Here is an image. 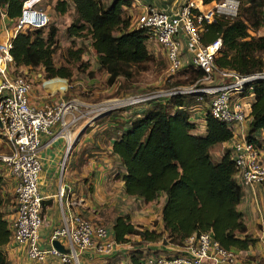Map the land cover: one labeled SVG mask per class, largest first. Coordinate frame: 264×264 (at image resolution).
Instances as JSON below:
<instances>
[{
	"label": "trees",
	"instance_id": "16d2710c",
	"mask_svg": "<svg viewBox=\"0 0 264 264\" xmlns=\"http://www.w3.org/2000/svg\"><path fill=\"white\" fill-rule=\"evenodd\" d=\"M22 2L0 0V9L12 19L11 27ZM70 2L74 16L65 31L69 35L87 31L89 45L98 64L107 71L109 83L116 75L127 73L130 64L151 58L146 31L130 26L125 9L130 0H111L108 4L102 0ZM66 7L67 0H55L53 4L58 13H63ZM261 21H264V0H241L234 17L215 16L204 25L201 41L220 38L221 45L214 56L217 66L239 73L252 72L264 67L259 54L264 50V35L251 32ZM54 35L53 26L45 36L41 27L17 31L9 48L14 71L18 72V66H41L46 77H67L69 70L52 61ZM183 68L190 71V81L201 75L199 69L189 65ZM249 84L253 95L244 137L260 147L264 141V79ZM197 97L194 92L162 96L137 107L139 110L131 113L124 124L119 122L115 126L119 132L114 135L111 152L124 167L123 190L145 201L164 194L160 208L162 230L149 229L132 223L127 215H117L111 225L115 242L126 240V234L157 240L165 233L167 241L180 245L189 234L205 230L225 248L243 249L254 241L248 233L237 235L245 231V226L236 208L242 192L233 175L230 148H225L216 160L208 151L214 144L230 139L233 130L205 111L203 132H193L195 122L190 119V112ZM8 239L9 227L0 212V264H6L1 245ZM141 255V250L129 251L128 264H141Z\"/></svg>",
	"mask_w": 264,
	"mask_h": 264
},
{
	"label": "built area",
	"instance_id": "2783aa9c",
	"mask_svg": "<svg viewBox=\"0 0 264 264\" xmlns=\"http://www.w3.org/2000/svg\"><path fill=\"white\" fill-rule=\"evenodd\" d=\"M28 1L23 0L12 33L0 36V136L7 146V151L0 154V161L14 178L15 215L9 224V239L21 246L28 258L40 260L46 254H52L62 264H79V255L83 250L109 253L115 241L106 237L103 225L95 224L62 206L61 194L58 193L60 225L49 233V246H39V206L42 198L37 186L40 171L38 151L41 147L39 135L41 132L51 133L52 126H56L52 136L64 139L59 160L61 170L71 143L68 130L79 116L93 114L94 118L118 103L108 100L94 106L73 96L40 104L29 100L30 79L27 73L14 71L9 52L11 38L19 30L45 26L49 17L45 10L34 7ZM238 4L239 0H180L178 5L168 10L148 6L136 12L126 10V14L131 27L146 31V42L156 46V51H150L163 55L169 74L188 65L201 71L194 86L172 87L165 91L164 96L182 92H194L198 94L197 98L202 94L207 96L204 112L224 121L233 130L228 146L234 166L233 175L241 186H249L264 184V161L259 147L245 139L242 127L248 121L253 95L249 83L264 79V67L248 73L219 67L214 63V56L221 45L220 38L207 43L201 41L204 25L213 21L215 16L234 17ZM126 99L128 103L137 100L136 97ZM79 107L83 108L82 112H79ZM54 239L61 243L63 250L52 246ZM176 246V252L142 254L141 264H209V261L210 264H235L237 261L234 250L221 246L209 230L191 233Z\"/></svg>",
	"mask_w": 264,
	"mask_h": 264
},
{
	"label": "crops",
	"instance_id": "0c3cea01",
	"mask_svg": "<svg viewBox=\"0 0 264 264\" xmlns=\"http://www.w3.org/2000/svg\"><path fill=\"white\" fill-rule=\"evenodd\" d=\"M102 1L108 4L111 0ZM179 3L180 0H130L126 10L136 12L148 6L168 10ZM11 22L12 19L8 18L1 8L0 36L12 33ZM146 46L156 51V46L152 42H147ZM16 69L18 72L27 73L28 77L32 74L31 67L18 66ZM40 85L42 89L38 83L30 82L29 100L34 104L47 100L55 101L63 97L61 89L51 91L45 89L43 83L40 82ZM71 96L88 103L78 96ZM193 109L192 106L190 119L195 122L192 131L202 133L204 110ZM137 110L139 108L132 107L116 114L109 110L94 118L93 114L79 116L68 130L71 143L61 170L59 160L63 153L64 139L52 136L56 129L55 125L52 126L51 133H40L41 147L38 151L40 171L37 182L42 196L39 206L41 224L38 227L40 247L49 246V233L60 225L58 193L61 194L62 206L78 212L95 224L103 225L107 238L113 239L111 225L117 215H127L134 224H141L157 231L162 230L160 208L164 194L159 193L154 199L145 201L141 197L126 193L121 179L124 167L117 155L111 152L112 140L119 132L115 126L119 122L124 124L131 113ZM82 111L83 108L79 107V112ZM242 127L246 130L247 122L243 123ZM260 134L261 132L258 136ZM229 144L230 140L227 139L209 147L211 157L214 160L218 159ZM259 150L264 161V141L260 143ZM6 151V143L0 136V154ZM13 185V176L0 161V212L8 227L15 215ZM241 192L236 208L241 212L245 231L237 235L242 237L244 233H248L254 241L243 249H233L237 255L235 264H264V184L241 186ZM164 234L157 240H142L137 234H126V240L115 242L109 253L103 254L93 249L83 250L79 255V264H128V253L134 249L141 250V254L176 252L178 249L176 244L167 241ZM1 248L5 253L6 264H62L59 258L52 254H46L40 260L28 258L23 248L10 239L3 243Z\"/></svg>",
	"mask_w": 264,
	"mask_h": 264
},
{
	"label": "rangeland",
	"instance_id": "374dc122",
	"mask_svg": "<svg viewBox=\"0 0 264 264\" xmlns=\"http://www.w3.org/2000/svg\"><path fill=\"white\" fill-rule=\"evenodd\" d=\"M30 1L34 7L45 10L48 14V23L41 27L42 35H46V31L50 26L55 28L56 45L52 52L54 65L64 66L70 72L67 77H46L41 66L31 67L30 82L38 83L41 89L40 82L41 84L44 82V86L47 83L55 84L56 87L61 88L63 97L69 98L71 95H75L93 105L114 100L113 102L118 104L110 109V112L116 114L132 107L146 106L149 101L164 96L165 91L172 87L188 88L197 83L196 78L192 81L189 80L190 71L187 68L184 69V66L173 74H169L165 69L164 57L158 51L152 53L151 58L148 60L138 64H130L127 73L123 72L116 75L109 83L106 80L107 71L98 64L94 50L89 45L87 31L82 30L74 35H69L65 31L66 26L74 16L70 0H67V7L63 13H58L53 9L55 0ZM251 32L256 35L264 34V21H261L257 29ZM259 54L264 60V50L260 51ZM54 77H59V79L45 81ZM45 89L48 90L49 88L45 87ZM148 95L149 97H147ZM128 97H136L137 100L128 103L126 99ZM144 97L146 98L143 99ZM206 99L207 96L204 94L197 98L193 110H204Z\"/></svg>",
	"mask_w": 264,
	"mask_h": 264
},
{
	"label": "bare ground",
	"instance_id": "6f19581e",
	"mask_svg": "<svg viewBox=\"0 0 264 264\" xmlns=\"http://www.w3.org/2000/svg\"><path fill=\"white\" fill-rule=\"evenodd\" d=\"M55 79H59L58 77L57 78H51V79H48V80H45V81H53V80H55ZM43 84H44V82H43ZM55 86V87H54ZM45 87L46 88H49V89H56V88H58V87H56V85L54 84H51V83H47V84H45ZM59 89H61V88H59Z\"/></svg>",
	"mask_w": 264,
	"mask_h": 264
},
{
	"label": "water",
	"instance_id": "95a60500",
	"mask_svg": "<svg viewBox=\"0 0 264 264\" xmlns=\"http://www.w3.org/2000/svg\"><path fill=\"white\" fill-rule=\"evenodd\" d=\"M51 244H52V246H54L58 250H63V247H62L61 243L58 242V240H56V239L52 240Z\"/></svg>",
	"mask_w": 264,
	"mask_h": 264
}]
</instances>
